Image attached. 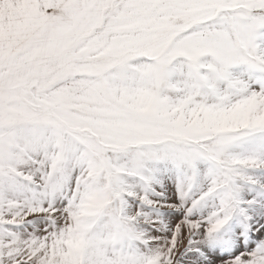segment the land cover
Segmentation results:
<instances>
[{
  "label": "snow or ice",
  "instance_id": "1",
  "mask_svg": "<svg viewBox=\"0 0 264 264\" xmlns=\"http://www.w3.org/2000/svg\"><path fill=\"white\" fill-rule=\"evenodd\" d=\"M0 264H264V0H0Z\"/></svg>",
  "mask_w": 264,
  "mask_h": 264
}]
</instances>
